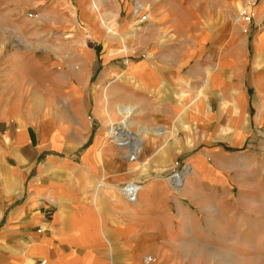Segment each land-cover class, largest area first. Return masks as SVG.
<instances>
[{
	"label": "crops",
	"instance_id": "1",
	"mask_svg": "<svg viewBox=\"0 0 264 264\" xmlns=\"http://www.w3.org/2000/svg\"><path fill=\"white\" fill-rule=\"evenodd\" d=\"M30 2L80 61L0 78V264L231 255L264 209V0Z\"/></svg>",
	"mask_w": 264,
	"mask_h": 264
},
{
	"label": "rangeland",
	"instance_id": "2",
	"mask_svg": "<svg viewBox=\"0 0 264 264\" xmlns=\"http://www.w3.org/2000/svg\"><path fill=\"white\" fill-rule=\"evenodd\" d=\"M123 7L122 4L121 9ZM241 7L238 3L237 14L241 11ZM106 23L112 25L111 22ZM79 24L83 25V23ZM48 31L49 24L33 12L30 0H0V78L5 73L6 66L13 63H18V66L22 67L23 63L34 61H46L52 64L56 62L59 63L55 69L58 74L63 72L59 69L61 65L69 67L70 63L80 61V55L73 47L82 33H47ZM93 37L88 38L86 43L88 47H92L97 43L96 39L104 36ZM83 46H85L84 42ZM86 54L87 52H84V55ZM248 206L247 224L243 226L240 234L241 244L232 246L231 255L217 256L215 264H264L262 201L250 197ZM199 249L204 255L207 254L208 247H199Z\"/></svg>",
	"mask_w": 264,
	"mask_h": 264
},
{
	"label": "built area",
	"instance_id": "3",
	"mask_svg": "<svg viewBox=\"0 0 264 264\" xmlns=\"http://www.w3.org/2000/svg\"><path fill=\"white\" fill-rule=\"evenodd\" d=\"M130 159H134V154H131L129 156ZM176 175V179L177 181H180V177L177 174ZM138 190V185L134 184V183H125L120 187V191L125 195V197L127 198V200H129L130 202H134L135 198H136V192ZM156 261V259L152 256H146L143 259V263L144 264H153ZM38 264H44L43 261L39 262Z\"/></svg>",
	"mask_w": 264,
	"mask_h": 264
},
{
	"label": "water",
	"instance_id": "4",
	"mask_svg": "<svg viewBox=\"0 0 264 264\" xmlns=\"http://www.w3.org/2000/svg\"><path fill=\"white\" fill-rule=\"evenodd\" d=\"M180 184V181H175V185L178 186Z\"/></svg>",
	"mask_w": 264,
	"mask_h": 264
},
{
	"label": "bare ground",
	"instance_id": "5",
	"mask_svg": "<svg viewBox=\"0 0 264 264\" xmlns=\"http://www.w3.org/2000/svg\"><path fill=\"white\" fill-rule=\"evenodd\" d=\"M106 26V25H105ZM107 30V29H106ZM108 31V30H107Z\"/></svg>",
	"mask_w": 264,
	"mask_h": 264
}]
</instances>
